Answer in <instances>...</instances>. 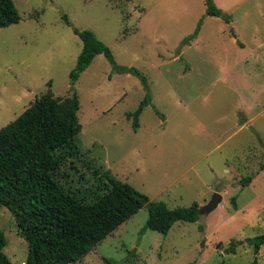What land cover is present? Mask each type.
Wrapping results in <instances>:
<instances>
[{"label": "rangeland", "instance_id": "obj_1", "mask_svg": "<svg viewBox=\"0 0 264 264\" xmlns=\"http://www.w3.org/2000/svg\"><path fill=\"white\" fill-rule=\"evenodd\" d=\"M13 2L20 21L0 28V129L48 89L71 95L82 49L73 28L92 31L118 67L139 75L117 72L103 55L80 75L78 151L62 154L59 183L92 202L107 172L150 201L202 209L197 222H176L162 235L141 233L143 207L72 264H253L246 239L264 233V0H213L229 24L207 16L203 0ZM146 95L135 131L126 114ZM0 230L10 264H25L27 245L5 207ZM233 240L239 245L226 254ZM256 264H264V246Z\"/></svg>", "mask_w": 264, "mask_h": 264}, {"label": "trees", "instance_id": "obj_2", "mask_svg": "<svg viewBox=\"0 0 264 264\" xmlns=\"http://www.w3.org/2000/svg\"><path fill=\"white\" fill-rule=\"evenodd\" d=\"M203 3L207 16L221 18L226 24L231 22V17L219 10L213 0ZM62 18L69 25L67 17ZM19 21L13 0H0V28ZM73 33L80 38L82 49L69 73L71 95L55 98L48 89L16 120L0 129V208L5 207L13 215L17 233L27 245L25 264L79 261L143 207L147 208L148 218L141 233L149 229L166 235L176 222L194 223L200 218L197 203L171 209L164 202L150 201L107 172L101 173L107 187L92 202L83 201L59 183L56 174L63 162L62 154L73 155L78 151L75 139L81 130L77 116L80 104L73 88L80 75L97 55H103L117 72L139 75L135 69L118 67L111 50L92 31L73 28ZM196 35L197 30L181 45L194 40ZM142 81L146 84L145 79ZM150 103L146 95L134 112L126 114L135 131L140 114ZM251 180L252 176H248L240 182L247 186ZM246 243L255 255L253 264H256L264 246V233L247 238ZM6 244L0 230V264H10L3 252ZM238 245L233 240L225 249L226 254H234Z\"/></svg>", "mask_w": 264, "mask_h": 264}, {"label": "water", "instance_id": "obj_3", "mask_svg": "<svg viewBox=\"0 0 264 264\" xmlns=\"http://www.w3.org/2000/svg\"><path fill=\"white\" fill-rule=\"evenodd\" d=\"M218 199H220V197L217 194H215L212 198V201L209 203L208 209H212L210 206L215 205L218 202Z\"/></svg>", "mask_w": 264, "mask_h": 264}]
</instances>
